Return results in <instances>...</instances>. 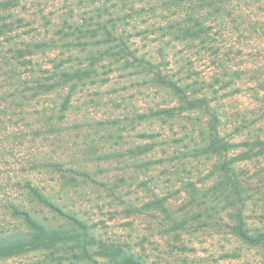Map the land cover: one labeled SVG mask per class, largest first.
<instances>
[{"label":"trees","instance_id":"obj_1","mask_svg":"<svg viewBox=\"0 0 264 264\" xmlns=\"http://www.w3.org/2000/svg\"><path fill=\"white\" fill-rule=\"evenodd\" d=\"M254 1L79 0L76 5L75 0H59L50 7L47 0H0V135L7 142L6 150L13 143L12 149L19 152L5 161L8 177L20 164L31 171L54 168L65 178L68 170L62 163L34 156L18 158L24 137L47 140L60 133L56 126L66 120L73 92L87 81H96L101 65L132 68L147 86L170 97L163 108H152L142 118L169 126L177 138L175 155L158 162L163 166L174 159L181 163L173 165V172L181 185L178 194L184 191L186 209L207 218L209 230L228 232L264 250V232L252 229L245 217L252 196L242 169L249 161L264 160V138L246 142L238 151L243 145L223 133L220 113L206 96L198 94L213 85L204 79L193 80L198 73L178 61L179 57H194V50L200 56L211 52L221 57L231 16L256 8ZM62 2L69 4L66 9L59 7ZM258 8L263 9L261 3ZM254 20L249 19L253 30L263 32L264 17ZM27 26L34 31L24 37ZM6 44H11L9 51L4 50ZM39 55L50 56V64L41 65ZM83 56L89 57L88 63L80 59ZM53 95L62 96L61 103L42 104V99ZM240 124L237 132L248 129L250 123ZM155 135L163 134L147 136ZM154 147L143 150L148 153ZM193 162H205L208 173L198 170L181 178ZM16 184L20 193L11 197L6 190L3 204L6 225L0 232V262L37 254L48 261L73 260L76 264H146L133 253L98 241L87 223L66 212L32 179L22 177ZM169 199L168 194L147 206L167 214ZM44 211L64 222L55 225L44 215L40 217Z\"/></svg>","mask_w":264,"mask_h":264},{"label":"rangeland","instance_id":"obj_2","mask_svg":"<svg viewBox=\"0 0 264 264\" xmlns=\"http://www.w3.org/2000/svg\"><path fill=\"white\" fill-rule=\"evenodd\" d=\"M47 1L52 7L59 0ZM75 2L77 5L79 0ZM260 3L263 9L258 8ZM66 5L69 4L62 2L59 7L66 9ZM254 5L256 8L246 14L236 12L231 16L221 57L211 52L200 56L199 50H194V57L178 58L192 73H198L193 80L204 79L213 85L198 94L206 96L220 113L223 133L243 145L238 151H242L244 143L264 138V31H254L249 21L264 17V0H255ZM33 29L27 26L24 37ZM10 46L6 44L4 50L9 51ZM37 57L41 65L50 64V56ZM80 59L88 63L89 57ZM107 64L105 68L100 66L96 81H87L73 92L67 118L56 126L60 133L49 135L47 140L24 137L19 149L18 158L34 156L62 163L68 170L65 178L54 168L31 171L20 164L9 171L8 177L5 161L19 152L12 149V142L6 150L7 142L0 135V232L6 225V190L11 197L18 195L20 188L16 183L23 177L32 179L66 212L87 223L98 241L133 253L146 264H264L261 247L246 245L228 232L209 230L205 227L210 223L207 218L192 214L194 209L190 207L186 209L184 191L182 196L178 194L181 185L173 172V165L180 166V162L174 159L164 166L158 162L175 155L177 138L169 126L142 116L152 108H163L170 97L165 91L147 86L136 70L115 69L117 66L111 68ZM62 99L53 95L42 99V104L55 105ZM243 121L251 125L237 132L236 127ZM157 133L163 135L147 136ZM149 145L155 147L144 152L143 148ZM207 167L205 162H193L179 176L197 174L198 170L207 174ZM242 169L252 196L245 215L247 223L264 232V160L249 161L242 164ZM168 194L167 214L147 206ZM44 212L39 216L44 215L51 223L64 222L56 214ZM26 257L0 264H76L73 260L48 261L37 254Z\"/></svg>","mask_w":264,"mask_h":264}]
</instances>
